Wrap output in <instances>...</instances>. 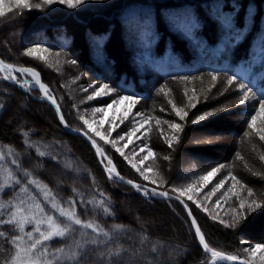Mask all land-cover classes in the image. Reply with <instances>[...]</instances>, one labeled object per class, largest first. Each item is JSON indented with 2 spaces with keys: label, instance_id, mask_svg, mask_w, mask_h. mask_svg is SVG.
<instances>
[{
  "label": "trees",
  "instance_id": "16d2710c",
  "mask_svg": "<svg viewBox=\"0 0 264 264\" xmlns=\"http://www.w3.org/2000/svg\"><path fill=\"white\" fill-rule=\"evenodd\" d=\"M16 11L0 18V59L15 66L38 70L67 125L95 139L124 179L164 191L173 185L186 186L211 168L225 165L206 187L195 194L194 198L202 205L211 201L215 204L232 186L229 177L216 195L205 199L206 194L220 180L228 177L229 172L251 187L255 198L259 199L264 193V179L251 174L253 171L264 174V162L259 159L260 155H264V142L255 132H251L250 137H245L244 133H233L232 142L243 160H237L236 156L229 159L212 154L213 149L206 145L194 146L192 139L208 128H227L236 132L234 121V124L223 122L222 117L214 115L195 125L191 123L196 116L208 112L206 110L211 105L208 98L219 85L212 86L210 72L219 73L220 77L236 76L238 83L243 82L252 88L257 100L264 94V0H109L101 5H85L71 10L53 6L44 12L25 11L23 16L16 15ZM127 32L131 34L125 36ZM130 36L140 50L138 54L147 56L144 61L139 59L141 66L138 73L131 65L136 57L130 55L127 39ZM37 44L53 50L48 62L38 58L40 53L36 57L22 55L26 48ZM57 51L61 53L60 57L55 56ZM69 59H75L77 63L69 64ZM144 66L160 78L155 92L146 90L147 76L141 70ZM81 73L84 75L81 76ZM179 76H202L203 80L185 82L173 79ZM94 82L114 85L134 94L144 104L146 109L142 112L147 117L148 127L141 146L147 145L145 154L149 149L152 151V155H147L145 160V166L150 169L149 173L145 172L147 180L138 175L129 158L104 146L95 137L96 134L91 135L84 130L81 116L90 120L101 116L91 113L93 107L89 106L94 104L86 99L93 89L83 91ZM162 84L168 90L165 101L160 97L162 93H157ZM185 91L200 101L197 103L196 100L195 108L186 106ZM33 93L34 96L38 94ZM115 98L116 94L108 95L105 103L109 102L98 106H107ZM153 100L155 103L150 104ZM167 100L188 111L185 120L175 119V111ZM0 104L4 105L0 108V152L5 154V159L0 161V183H11L8 181L9 171L13 180L21 181V184L5 187L0 192V202L19 204L21 199L40 201L48 213L53 212L44 203L43 192L28 184V177L24 175L28 171L32 178L52 190L62 206L67 207L68 202L74 200L77 214L83 221L94 220L109 231L112 234L109 246L141 252V264H149L153 256V264L208 263L209 257L198 245L179 204L145 197L132 187L110 181L101 170L93 149L81 137L64 131L48 105L33 100L1 77ZM235 104L239 111L241 105L237 101ZM157 120L161 121L159 125ZM164 121L181 124L183 129L174 133L167 129L168 124ZM173 135L177 139L170 148L164 136ZM29 143L32 147L28 146ZM9 147L14 150L13 156L7 154ZM37 149L46 155H38ZM53 156L56 160L52 159ZM164 156L169 159L165 160ZM13 159L19 167L12 162ZM245 163L248 168H245ZM161 176L167 183L159 186ZM153 180L157 183H152ZM21 187H27V193H21ZM73 189H76L75 193ZM101 191L109 198L105 203L112 209V215H105L101 208L86 203L103 199ZM234 191L240 198L250 199L239 186ZM201 196L203 201H200ZM180 199L191 209L212 248L247 258V253L243 251L245 247L264 244V208L247 215L233 228L224 227L219 221L233 222L232 210H239L237 195H231L227 201L221 200L220 207L210 212L212 216H217L215 220L210 214L199 211L186 196ZM244 211L247 212L246 209ZM5 215V212H0V217ZM115 225H122V231L113 232ZM34 227L29 224L25 231ZM0 230L8 232L9 237L19 234L10 226ZM81 231L84 230L78 229L65 239H54L50 242L51 248L73 246L76 240L82 239ZM87 231L90 234L88 238L94 236L90 230ZM144 236L148 239L142 245L140 241ZM97 239L104 240L103 237ZM153 245L162 247L152 254L148 250ZM0 249H8L7 252H0V261L10 258L13 249L2 238ZM169 250H174L172 258H169ZM89 257L84 264H99L95 253L89 252Z\"/></svg>",
  "mask_w": 264,
  "mask_h": 264
},
{
  "label": "snow or ice",
  "instance_id": "6c2138e0",
  "mask_svg": "<svg viewBox=\"0 0 264 264\" xmlns=\"http://www.w3.org/2000/svg\"><path fill=\"white\" fill-rule=\"evenodd\" d=\"M101 3L103 0H0V18L6 17L7 13H13L15 10L16 15L23 16L25 11H40L44 12L47 9L52 8L53 6H63L67 9H77L88 3ZM41 55L38 58L41 61L48 62L49 57L52 56L53 50L37 44L32 47L26 48L22 55L28 57H36L37 54ZM61 53L59 51L55 52L56 57H60ZM58 62V61H57ZM67 63L75 65L77 61L75 59L67 60ZM0 73H5L2 76V79L5 81H9L11 83H15L21 88H24L25 91H32V83L29 82L27 85L21 79H18L15 73H20L21 77H24L25 74L31 75L35 85H38L41 92L43 93L42 98H47L53 104L56 103L55 98L51 96L50 90L43 84L39 78V73L36 72L33 68L23 67V66H15L11 63L5 62L3 59H0ZM84 73H81L83 76ZM211 77L212 86L215 87L216 83L220 79L219 73H208ZM79 79V77H77ZM174 80H183L185 82L195 81L197 79L203 80L202 76H179L173 77ZM226 88H231L234 85L236 86V91L240 93L239 104H245L246 102H251L257 100L256 93L253 92L252 88L243 83L237 82V77L234 75H228L225 80ZM89 88H92L93 91L91 94L87 96V100H93L97 97L113 95L116 94V98L111 101L106 107L111 108L113 105H118L123 101L129 102L131 106H134L139 101L134 94L126 93L123 90L117 89L114 85H110L107 82H96L87 85L83 91L87 92ZM211 91V88L209 89ZM158 92L164 93L165 96L168 95V90L161 86L158 89ZM223 95V93H221ZM185 96H187V91H185ZM196 97L193 95L189 97V108L196 107ZM169 104L172 105L173 111H175L176 115L180 118V120H185L188 116V111H185L183 108H178L171 100L168 101ZM4 105L0 104V108H3ZM224 109H218L217 111H223ZM57 113H60L59 107L56 109ZM95 112H104L106 108H94L92 110ZM163 111V109H161ZM255 114L251 115V118L248 120L247 128L255 132L261 142H264V94H261L258 99V106H254ZM215 114L214 111L205 112L202 115L196 116L195 119L191 120L193 125L197 124L200 121L205 120L208 117H211ZM127 115V114H125ZM136 115H143L141 113H136ZM61 124L67 127V123L64 120L62 114L59 116ZM83 123L88 127V129L92 130V124L88 122L83 116L80 117ZM260 121V125H257V121ZM123 122V121H121ZM147 121L141 122L140 126L143 127V124ZM103 123V121H101ZM157 125L161 123L160 120L156 121ZM167 123L169 128L173 130L174 133H179L182 131L183 126L178 123H173L170 121H164ZM139 131V128H133L126 133L129 138L135 134V132ZM27 135V134H25ZM86 135V134H85ZM97 136H100L101 139L105 141V143H111L115 148L116 152L124 155V150L121 147H117V141L112 140L109 141L106 136L100 134V132H96ZM245 137H250L251 132L245 131ZM125 136H119V140H124ZM165 142L171 148L173 147V142L177 139L176 135L172 137L164 136ZM93 147H96L95 141L92 142ZM29 147L32 145L29 143ZM127 147V145H125ZM147 148V145L141 147V151H144ZM97 155L102 157L103 160H106L107 163L104 164L105 174L108 179L114 180L119 179L124 181V177L120 176L117 172L113 161L106 155L102 154L99 148L96 149ZM7 154L9 156H13L14 150L12 148H8ZM37 154L40 156L46 155L43 151L37 149ZM148 155H152L151 149L148 150ZM127 159V157H125ZM148 157L146 156L144 159L146 160ZM165 160L169 159L168 156L163 157ZM5 159V154L0 152V161ZM53 160H56V157H52ZM237 160H243V157L239 152L236 153ZM260 161L264 162V155L259 156ZM14 164L19 167L18 162L13 159ZM141 164L144 163V160L140 161ZM245 168H248V165L245 163ZM133 168H136L137 171H140L137 168L135 163L132 164ZM225 165H219L217 167L211 168L208 172L198 177L197 180L188 183L186 186H171L170 189L164 191H157L156 189H142L140 185L134 183L132 180L124 181L133 188L136 189L137 192H141L145 197L149 196H160L165 199H172L170 196L171 193H176V199L180 197H187L188 200L192 201L196 207L201 208V210H206L203 205L199 203L197 199L194 198L195 194L200 192L204 187H206L207 183L210 181L212 177H214L218 172L223 169ZM150 171V169H148ZM141 176L147 180L148 176L144 171L140 172ZM253 176H261L264 179V174L252 172ZM24 175L28 177V184L35 185L38 189L43 192L44 203L49 205L51 209H53L52 213H48L44 206H42L40 201L36 202H28L23 199L20 200V203L17 204L12 201H4L0 202V212H5L6 215L0 217V229H3L5 226H10L12 229L18 231L19 234L12 235L9 237V233L0 230V238H2L5 242L11 245L13 251L11 252L10 258H5L0 261V264H84L86 259H90L89 252H93L96 254V259L99 264H141L143 260V254L136 249H125L122 246H116L115 248L109 246L108 241L112 239V234L109 231H106L100 224L96 223L94 220L83 221L76 211V202L74 200H70L68 202V206H62L61 201L52 193V190L48 188L47 185L41 184V182L32 178V174L28 171H25ZM232 180V186L228 187L227 191L224 192L214 204V207H220L221 200L227 201L231 195H237V200L239 202V210L233 209V217L232 223L225 222L220 220L219 222L224 225V227H237L247 215L255 212L259 208H264V193L261 194L260 198L257 199L255 192L249 186H247L244 182H242L238 177L233 175L231 172L228 173V177L220 180L211 190V192L207 193L205 199H210L212 196L216 195L217 192L220 191L221 188L225 185V180L228 178ZM8 181L11 183H0V192L4 190L5 187H11L12 184H21L19 180H13L12 174L8 172ZM152 183L156 184L157 181L153 180ZM166 180L161 176L159 178V186L164 185ZM239 186L240 189H243L247 192V196L250 199H242L239 195L234 191V189ZM21 193H27V187H21ZM73 192H76V189H73ZM100 196L103 197L101 200H89L86 203L92 204L95 208H101L105 215H112V209L109 204L105 203L109 198L105 195L104 192H100ZM180 203L184 205L185 210L188 212L189 218L192 221V227L195 229L196 238L199 241V244L202 246L205 253H210L212 258V264H216L218 260H226V261H238V264H264V244L257 243L251 245L249 247H245L243 251L247 253V258H241L236 255H227L219 250L212 248L209 243L206 241L204 234L202 233L199 225L197 224L196 219L192 216V211L187 204H184V201L181 199ZM9 209H11L9 211ZM247 210L245 212L244 210ZM58 213V215H57ZM211 215V214H210ZM62 218V219H61ZM212 219H217V216L213 215ZM29 224L35 225V227L31 231H25L26 226ZM78 229L84 230L81 231L80 235L82 239L76 240L73 246H61L59 248H51L50 242L54 239H65L72 233L76 232ZM122 225H115L112 229L113 232L122 231ZM90 230L94 236L89 237ZM99 237H103L104 240L97 239ZM148 237L144 236L140 243L143 245L145 241H147ZM246 243V242H244ZM91 245L93 247L89 248ZM101 245L104 247L101 248ZM159 245H153L148 251L149 253L155 254L159 251ZM8 249H0V252H7ZM155 260V256H153L152 261L149 264H153Z\"/></svg>",
  "mask_w": 264,
  "mask_h": 264
},
{
  "label": "rangeland",
  "instance_id": "374dc122",
  "mask_svg": "<svg viewBox=\"0 0 264 264\" xmlns=\"http://www.w3.org/2000/svg\"><path fill=\"white\" fill-rule=\"evenodd\" d=\"M108 1L109 0H103V2H101V3L93 2V3H88L87 5H89V6L101 5V4H104ZM130 34L131 33L127 32L125 34V36L130 35ZM127 39H128L129 49H131V52H130L131 57L135 56L136 57L135 59H138V60H135V59L132 60V63H131L132 69H134L138 73V70L140 69V66H141L140 62L147 59V56L144 55V53H143V55L138 54V53H140V50L136 48L131 36H130V38L127 37ZM139 59H140V62H139ZM141 70H144L143 73L147 76L146 90L150 89L151 91L155 92V90L158 88V86L160 84V78L157 76V74H154L152 71H149L145 66ZM15 75L17 76L18 79L23 80L25 82V84H28V80H30V79L27 75L25 77H21V75H19L17 73H15ZM226 78L227 77H220L219 81L217 82L219 84V85H217V90L214 93L210 94V97L208 98L211 102V105L207 108L206 111H214L215 112L214 115H217V116L219 115V117H222L223 122H228V123L231 122L233 124L235 122V127L237 129L236 132L229 131L227 128L219 129V130H214V129L211 130L208 128V129L202 131V133L195 135L192 139V144L194 146L196 144L206 145L208 147H211V149H213L211 151L212 154L217 153V154L223 155L226 158L232 159L236 156V152L238 151L237 148L234 146V143L232 142L233 138L235 136L233 133H240L241 134V133H245V131L252 132V130H249L247 128V123H248V120L251 118V115L255 114L254 106H258V100L246 102L245 104H240L241 107L239 108V111H238L235 103L237 101L239 104L240 93L235 90L236 89L235 85L231 88H226V85H225ZM162 86L165 87L166 85L162 84ZM256 89H258V87H256ZM33 92H37V90H33L32 93ZM157 93H159V92L157 91ZM221 93H223V95H221ZM154 95H155V93H154ZM160 95H161L160 97L163 99V101H165L166 98L164 97L165 96L164 93H162ZM37 96L39 97L40 94L38 93ZM51 96H53V95H51ZM156 96H159V94H156ZM107 97H108V95L97 97V98L92 100V103L94 105L89 106L90 108L93 107L90 109L91 113H94L92 111L94 108H106V111L95 112L97 114L99 113V115H101V116L97 120H90V118L87 119L88 122L90 124H92V130L90 131L86 125L84 126V130H86V132L91 134V135H92V133H94V135H95L99 129L100 131H98V132H100L101 135L106 136L109 141L116 140L117 141V147H121L124 150V155H122V156L129 158L131 160V163H135L137 165V168L140 169V171H137V169L135 168L138 175L141 176V174H140L141 171L149 173V171H148L149 168L145 166V159H144L148 154H145L146 149L144 151L140 150L141 147H143L141 145H142L143 140H145V138H146L143 136L147 135V132H146L147 129L146 128L148 127L147 122L143 124V127L140 126L141 122L147 121V117L142 112L143 109H146L144 104L140 103L141 101L138 100L140 102H138L134 106H131L129 104V102H127V101H123L118 105H113L111 108H107L106 106H102V107L98 106L99 104L105 103V101L107 100ZM189 97L190 96L187 93L186 106H187V104L189 106ZM235 99H236V101H235ZM108 102H106V103H108ZM199 102L200 101L197 100V103H199ZM149 103L154 104L155 101L153 100L152 102H149ZM221 108H223L224 110L223 111H217L218 109H221ZM21 109L26 110L24 107H21ZM136 113H141L143 115L138 116V115H136ZM125 114H127V115H125ZM174 117H175V119H178V120L180 119L176 115V113H175ZM101 121H103V123H101ZM121 121H123V122H121ZM257 125L258 126L260 125L259 120L257 121ZM166 127H167V129H169L170 131L173 132V130L170 129L168 125ZM133 128H139V131L135 132V134L129 138L125 134H126V132L129 133V131ZM122 132H124V133H122ZM121 135L125 136L124 140H119V136H121ZM95 137L104 146H107L110 149H113L114 151H116L110 142L105 143V141L103 139H101L100 136L95 135ZM93 140L95 141V143L98 147L97 141L95 139H93ZM125 145H127V147H125ZM98 148L100 150H102L103 154H105L102 148H100V147H98ZM141 160H144L143 164L140 163ZM106 163H107V161L104 160V164H106ZM178 170H180V168H178ZM208 184H209V182L207 183V185ZM200 201H203V196L200 197ZM203 207L206 210L202 211L201 208H198V207L197 208L199 209V211H201L204 214H210L211 211H214L216 209V207H214V201H211L207 205L204 204ZM262 228L264 229V226ZM173 253H174V250H169V258H172L174 256Z\"/></svg>",
  "mask_w": 264,
  "mask_h": 264
},
{
  "label": "water",
  "instance_id": "95a60500",
  "mask_svg": "<svg viewBox=\"0 0 264 264\" xmlns=\"http://www.w3.org/2000/svg\"><path fill=\"white\" fill-rule=\"evenodd\" d=\"M34 70H35L36 72L39 73V71H37L36 69H34ZM1 74H2V76L4 75V73H1ZM19 74H20V73H19ZM39 78H40L41 82L43 83L42 76H41L40 73H39ZM7 82L10 83V84H12V85H14V86H16V87H18V88H19L21 91H23L24 93L30 95L31 98H32L33 100L48 105V106L54 111V113H55V115H56V118H57V120H58L60 126L63 128L64 131H66V132L69 133V134H74V135H77V136L81 137V138H82V139H83V140H84V141H85V142H86V143H87V144L93 149V151H94V153H95V155H96V158H97V160H98V163H99V165H100V168H101V170L105 173L104 166H103L104 163L102 162V157H100V156L97 155V151H96V149H97L98 147H97V145H96V147H93V143H92V142H93L94 140H93L92 138H90V137H89L84 131L76 130V129H72V128H70L69 126L65 127L63 124H61V122H60V118H59L61 112H60L59 114L57 113L56 109H57L58 105H57L56 103L53 104V103H52L50 100H48L47 98H42V97H43L42 94H40V97H35V96H33L32 94H30L28 91H25L24 88H21L20 86H18L17 84H15V83H11V82H9V81H7ZM43 84H44V83H43ZM85 134H86V135H85ZM101 152H102V150H101ZM102 154H103V152H102ZM105 175H106V174H105ZM106 176H107V175H106ZM107 178H108V177H107ZM112 181H115V182H117V183H121V184H124V185H126V186L132 187V185H130V184L124 182V181H127V179H124V181H121V180H119V179H114V180H112ZM134 183H136V182H134ZM136 184H138V183H136ZM138 185H140L142 189H154V188H151V187H148V186H145V185H141V184H138ZM132 188H133V187H132ZM133 189H135V188H133ZM135 190H136V189H135ZM156 190H157V189H156ZM157 191H160V190H157ZM169 194H170V193H169ZM170 196L173 197V198H172V199H166V200L174 201V202H176L177 204L180 205V207L182 208V210H183L185 216L187 217V219H188V221H189V223H190V225H191V228H192V230H193L194 236H195V238H196L195 229L192 227V221H191V218H189V216H188V212L185 210L184 205L180 203V200H181V199H180V198H179V199H176V198H175L176 196H174V195H172V194H170ZM151 197H152V198H157V199H165V198L160 197V196H151ZM184 204H185V203H184ZM192 216H193V215H192ZM196 241H197L198 245L200 246V248L203 249L202 246L199 244V241H198L197 238H196ZM206 254L210 257V261L208 262V264H212L211 254H210V253H206ZM227 255H233V254H227ZM218 263H223V264H238V261L218 260L216 264H218Z\"/></svg>",
  "mask_w": 264,
  "mask_h": 264
},
{
  "label": "bare ground",
  "instance_id": "6f19581e",
  "mask_svg": "<svg viewBox=\"0 0 264 264\" xmlns=\"http://www.w3.org/2000/svg\"><path fill=\"white\" fill-rule=\"evenodd\" d=\"M34 69V68H33ZM38 71V70H37ZM40 73V72H39ZM17 74H19V73H17ZM20 75V74H19ZM28 76L29 77V79L30 80H28V83L29 82H31L32 83V85H33V87H32V91L33 90H37V92L39 93V94H42L43 95V93L41 92V90H40V88H39V86L38 85H35V82L33 81V79H32V77H31V75H28V74H25V76ZM24 76V77H25ZM0 77L2 78V74L0 73ZM5 81V80H4ZM7 82V81H6ZM8 83V82H7ZM44 83V82H43ZM10 84V83H9ZM10 85H12V84H10ZM27 85V84H26ZM12 86H14V85H12ZM14 87H16V86H14ZM16 88H18V87H16ZM19 89V88H18ZM20 90V89H19ZM32 91H30L29 93L30 94H32ZM28 95V94H27ZM33 95V94H32ZM30 96V95H29ZM34 96V95H33ZM31 97V96H30ZM35 97H37V96H35ZM40 97V96H39ZM207 255V254H206ZM208 256V255H207ZM209 257V256H208ZM209 261H210V257H209ZM208 261V262H209ZM217 263V262H216ZM218 264H223V263H218Z\"/></svg>",
  "mask_w": 264,
  "mask_h": 264
}]
</instances>
